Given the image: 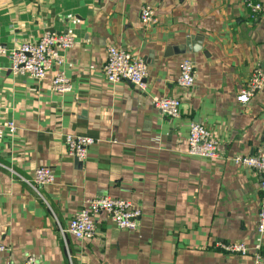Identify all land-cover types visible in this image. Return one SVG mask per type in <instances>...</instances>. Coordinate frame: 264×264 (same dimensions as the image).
I'll use <instances>...</instances> for the list:
<instances>
[{
    "label": "crops",
    "instance_id": "1",
    "mask_svg": "<svg viewBox=\"0 0 264 264\" xmlns=\"http://www.w3.org/2000/svg\"><path fill=\"white\" fill-rule=\"evenodd\" d=\"M259 1L254 19L240 0H0L7 47L46 30L74 41L62 51L71 84L63 93L51 89L52 72L15 76L0 55V242L8 247L0 264L30 255L42 264H252L251 254L217 243H260L264 251L256 230L260 176L232 160L264 137V86L247 103L236 100L253 69L264 71ZM145 4L153 23L139 18ZM109 45L144 58L143 90L106 81ZM184 57L195 62L189 89L176 83ZM164 96L180 98L177 117L154 107ZM191 122L215 134L217 157L187 153ZM66 134L97 140L81 164L67 153ZM39 166H49L55 181L34 189L21 178ZM100 195L139 206L137 228L119 229L99 214L92 239L60 231Z\"/></svg>",
    "mask_w": 264,
    "mask_h": 264
},
{
    "label": "built area",
    "instance_id": "2",
    "mask_svg": "<svg viewBox=\"0 0 264 264\" xmlns=\"http://www.w3.org/2000/svg\"><path fill=\"white\" fill-rule=\"evenodd\" d=\"M247 8L251 17L256 19L263 6L259 0H240ZM139 18L143 24L155 22L153 8L145 4L141 6ZM74 41L68 33H53L46 30L36 40L22 42L13 47H7L0 42V55L8 56L9 69L13 75L30 76L36 80L43 79L52 72L51 89L56 93H63L71 88L70 79L64 74L62 66L64 56L62 51L72 47ZM106 81L110 84L123 81L143 90L144 79L148 75V65L141 56L133 55L128 50L109 45L105 49V58L101 67ZM195 81V62L184 57L178 66L176 83L180 88L189 89ZM264 86V71L255 67L240 88L236 100L247 103ZM180 98L164 96L154 101V107L168 117L179 115ZM8 130L14 131L12 122L7 123ZM97 140L90 136L66 134L64 144L69 155L79 161L84 160L87 149ZM187 153L207 158L219 155V144L215 134L200 122H191L187 137ZM232 160L235 164L255 171L260 176V200L257 212L256 230L264 238V137L250 154H237ZM34 189L38 186L49 185L55 181V174L49 166L35 168L31 179L21 178ZM105 214L119 228L134 231L137 228L141 208L132 201L119 197L100 195L85 200L84 205L70 218L67 228L62 233L69 232L77 239H92L95 237V217ZM217 247L228 253L239 255L251 254L252 264H264V251L261 244L252 247L243 241L220 242ZM8 247L0 242V253ZM20 264H42L36 257L27 256Z\"/></svg>",
    "mask_w": 264,
    "mask_h": 264
},
{
    "label": "water",
    "instance_id": "3",
    "mask_svg": "<svg viewBox=\"0 0 264 264\" xmlns=\"http://www.w3.org/2000/svg\"><path fill=\"white\" fill-rule=\"evenodd\" d=\"M193 38H194V37H191V36L187 38V41H186V45H185V47H187V48L190 49V47H191V45H192L191 42H190V40L193 39ZM191 49L194 51V50H196V49H199V47L197 48V47H194V46H193V48H191ZM75 160H77V159L75 158ZM77 161H78L80 164H81V162H82V161H79V160H77Z\"/></svg>",
    "mask_w": 264,
    "mask_h": 264
}]
</instances>
